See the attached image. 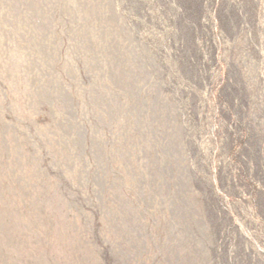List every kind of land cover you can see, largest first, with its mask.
I'll list each match as a JSON object with an SVG mask.
<instances>
[{
	"label": "rangeland",
	"instance_id": "374dc122",
	"mask_svg": "<svg viewBox=\"0 0 264 264\" xmlns=\"http://www.w3.org/2000/svg\"><path fill=\"white\" fill-rule=\"evenodd\" d=\"M0 264H264V0H0Z\"/></svg>",
	"mask_w": 264,
	"mask_h": 264
}]
</instances>
